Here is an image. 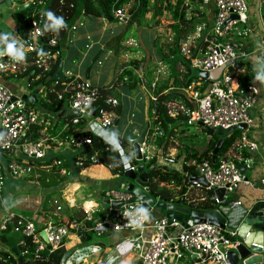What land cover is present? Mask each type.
Returning <instances> with one entry per match:
<instances>
[{
	"label": "crops",
	"instance_id": "crops-1",
	"mask_svg": "<svg viewBox=\"0 0 264 264\" xmlns=\"http://www.w3.org/2000/svg\"><path fill=\"white\" fill-rule=\"evenodd\" d=\"M6 1H9L10 5L6 4ZM131 1L132 4L130 5ZM155 1L156 0H149L147 10L157 8L159 9V14H162L166 6L170 13V11L176 8L178 3V0H157L156 4H154ZM170 1H172L173 4H171ZM252 1L248 13L247 24L241 25V27L238 28L241 32L243 28L248 27V32L246 34L242 33L238 37L230 36L228 38L229 41L236 44V49L239 53L245 54L246 69H235V74H240L242 76L251 75L250 84L258 88V102L251 111L254 124L248 129V134L250 133L249 136L254 138L258 145V149L251 152L243 151L246 153L245 157L247 158L244 161V165L246 166L245 175L251 182V185L239 186L235 191L229 193V196L232 197L233 200L240 201L241 204L244 205L263 201L264 196V185L260 183V178L264 175V81L261 79L264 76V64L261 65L258 61L260 58L264 59V32L262 28V23L264 22V0ZM139 2L140 0H127L122 7H115V4H113L110 11V19L103 16L98 17L102 20L103 24L97 36H93L87 29L83 28L85 25L83 21H78L67 33V38L63 45V47L66 48V52L63 53V58L59 55V51H56L55 54L56 62L59 60L57 67L59 63L62 62V72L64 76L63 82H55L65 83V77L70 78L62 92L58 93V99L60 97L59 100H62L64 91L70 90L69 82L73 79L88 80L97 87L108 86L113 91L112 96L116 98L119 103V111L117 110V112H115L117 125L102 129L95 123H86V126H81L79 132H91L111 146H113L110 142L111 137L114 136L120 145V149L117 151L119 152L123 166L125 158H127L130 165L132 164L131 157L133 156V149L128 140L139 135L145 121L148 122V131L143 143L144 149H146V153L151 157L153 154L150 153V149H153L154 146L157 150L156 153L160 152V143L167 136V133L162 132L159 126L153 121L154 114L156 113V98L165 91L174 89L183 90V80L181 77L177 76L175 72L176 70H181L177 66L178 64L180 65V62L178 63L177 60H185L188 58L178 52L176 56L171 57L168 53L163 52L161 47L156 43H154L155 49L149 56H146V54L139 49L140 43L137 39L125 37L127 28L132 26L139 28L142 26V19L144 18L141 17L140 21H136L130 26L128 25L130 19L127 22H121L112 16V12L116 8H124L128 12H131L132 8H137V3ZM213 2L214 0H211L208 5H203L200 0H181L179 8H185V12L190 10L189 13L186 14L188 15L187 19H192V25L194 24L196 27L193 34L191 32L192 35L190 36L191 45L189 57L191 58L199 57L203 54V38L208 33L214 17ZM19 4L21 5L20 0H0V36L5 32L11 33L10 41L17 39L18 31L21 28L20 21L22 20V22H24L30 15V7H28L23 9L26 10V14L23 18L15 17L16 11H20L18 10ZM144 15L145 14H143V17ZM163 17L165 18V15H163ZM171 19L173 20L171 23L173 26L179 24L178 18L171 17ZM171 19L169 17V20ZM79 27L81 29H78ZM119 36H121V38L117 41ZM80 39L83 40V45L82 43L78 45ZM127 40L135 41L137 47H124L123 43L125 45ZM0 47H4V45L0 44ZM98 50H101L100 53H98V58L91 64V60ZM105 51L110 55H115L116 62L108 81H106V83H101L96 78L98 74L92 75L91 71L94 64L98 62L100 64V56ZM127 51H132V53H124ZM30 57L31 54H28L19 68L4 71L0 76V83L16 96L36 95V102H30L36 106L31 108L37 112L41 119L45 118L49 124H39L37 127H34L33 131L37 130V135L35 138H32L31 130L30 137L32 140L39 141L46 139L51 143H55L62 138V133L68 129L64 125L67 119L62 122V118L68 117L71 114L68 107L69 96H67L68 93H66L63 103L58 107L56 106V108L54 107L52 111L42 110L38 105L42 97V83L38 86H33L32 89L30 87L31 82L37 80L40 74L35 78H31V73H25L26 69L32 65L31 62L28 63L27 61ZM66 60H73L81 65V67L78 66V70L74 72L75 74L72 72L71 67L66 64ZM134 63L143 66L145 69L144 84L139 83L135 77L136 80L132 83L130 80L131 74H128V72H130L129 70L120 72V68L128 65L131 66ZM86 67H89L90 71V73L88 72L86 74L87 78L86 75H81ZM49 70L47 72L40 71V73L42 75L47 74ZM54 72L47 75L48 79ZM126 75L130 77L124 80V76ZM193 83L195 86H198V89L202 92L208 85V83L199 80H194L190 85H193ZM139 106L142 108L141 112L138 110ZM172 107V109H174L175 105H172ZM58 122H60V124H58ZM56 124H58V128L56 127L54 130H51L50 125ZM150 125L152 126L151 130H149L151 127ZM175 126L178 127L173 131V136L169 139L170 142L167 145V149L164 151V155L158 158V160L174 166L181 172V176L184 174L188 175V172L183 171L184 164L186 166H193L194 171L190 182H194V180L199 177L195 171V165L198 162L191 160L185 163V155L195 150L202 153L207 149L208 142L213 136L210 137L208 133L205 132L199 139L200 142L198 144L197 142L186 140L192 137L193 134L186 133L183 125L179 121L170 125L169 129ZM122 141H126V144H123ZM186 148H191V151H187ZM75 152L63 145L54 149V151H49L44 161H53L57 158H61L66 163L67 160L69 161V158L71 159V157L74 156ZM156 153H154V155ZM178 154L180 156L176 158ZM233 154L235 153L230 151L226 157H233ZM168 158L172 159L173 162H167L166 159ZM10 161L11 157L8 154L0 153V164L4 171V186L2 198L0 200V215H2L0 216V224L4 218L11 217L7 230L0 231V264L31 263L32 260L30 257H26L27 253L25 251L28 239L17 232H14L16 235L13 237L10 235L15 224L26 220H30L37 225H42L46 222L59 223L63 220H74L78 223L80 226L79 230L70 232L69 238L63 244L66 257L62 264H139L140 242H137L136 232L133 230L103 234V236H106V239L99 237V240H97L94 238V242L96 243L93 246L88 244L89 238L83 239L84 235L87 234L83 229L88 227L84 222V211H92L97 217L105 216L110 208L109 205L105 204V200L114 201L111 199L113 197L106 195L109 192H121L122 190L118 189V187L124 190L125 184L124 178L122 177L123 174L114 175L107 166L97 161L77 174H72L70 171L71 174L64 177L58 176L56 173H49L44 168L43 163L36 162L30 174L11 176L9 174ZM130 167H135V165H131ZM124 169L126 170L125 167ZM52 170L56 171L55 168ZM8 182H10V184ZM7 183L9 185H7ZM161 185L173 190L175 194H179V190L182 188V192H180L176 198L184 199L186 202L197 203L202 200V190L191 189L188 191L186 189L187 184L184 182H182L180 186L163 182ZM181 205L187 207L184 204ZM57 208H59V210ZM151 209L152 211L148 223H152V219L163 216L162 210L155 207ZM178 229L179 228H176V231H178ZM8 231V235H4V233L6 234ZM151 231V229L147 230V234ZM93 248L96 249L95 252L92 251ZM88 251H91V253H88ZM94 253L96 257L93 260H88L87 256ZM22 258L24 259L22 260ZM192 261V258L190 260L183 259L182 262H179L174 257L170 258L171 264H191Z\"/></svg>",
	"mask_w": 264,
	"mask_h": 264
},
{
	"label": "built area",
	"instance_id": "built-area-1",
	"mask_svg": "<svg viewBox=\"0 0 264 264\" xmlns=\"http://www.w3.org/2000/svg\"><path fill=\"white\" fill-rule=\"evenodd\" d=\"M210 1L200 0L203 5H208ZM252 2V0H214V17L209 32L203 39V54L199 57L189 58V66L200 79L205 80L202 82H206L208 85L203 92L195 84L183 89L193 103V109L187 112L188 124L201 122L212 128L246 125V129L241 130L237 140V147L242 153L258 149L256 141L248 134V129L254 124L251 111L258 102V88L250 83L241 86L236 77L229 75L228 72L231 69L235 70L238 62H245V54L237 51L236 44L229 41L228 36L238 37L242 33L248 32V27L243 28L241 32L238 28L247 24ZM20 3L22 5L29 4L30 15L24 20L23 26L18 31L15 40L16 46L25 49L27 54H34L36 58L33 65L37 66L41 72H47L50 66L56 63V52L42 50V46H56L58 43L53 31H61L62 28L56 29L52 26L49 39L43 43L46 0H20ZM112 16L121 22H127L130 19V14L124 8L114 9ZM262 28L264 32V22ZM125 45L137 47L133 40H127ZM41 50L42 54H40ZM258 61L261 65L264 64V59L260 58ZM0 63L6 66L0 70V76L7 68L14 70L22 65V62L12 60L6 52L3 57H0ZM218 67H223L218 79L211 82L200 76L202 72H210ZM125 70H129L139 83H145L143 66L136 64L120 68V72ZM129 77L128 75L124 76V80ZM69 86L68 105L72 116L64 124L66 128L78 126L76 128V133H78L81 126H86V123H95L102 129L114 125L115 112L98 107L96 104L99 98L96 86L87 80L80 79L71 80ZM106 104L113 107L118 104V101L114 97H109ZM42 123H44L43 120L38 118L35 110L30 108L25 100L14 95L0 83V153L8 154L11 157L9 172L12 175L30 174L36 162L44 161V157L49 151H54L63 145L74 150L91 143L87 136L76 138L73 133L55 143L46 139L32 140L30 138L32 127ZM144 148L141 145L144 161H149L151 156L146 153ZM166 160L169 163L173 162L170 158ZM245 160L240 153L233 154V157L221 158L216 165L208 160H202L195 165V171L205 183L194 180L187 185L186 189L188 191L207 189L213 192V188H223L229 194L239 186L251 185L245 173L242 174L238 169V163H243ZM93 162L96 163L97 160L94 159ZM60 165L61 162L57 160L45 164V169L64 176L67 174L64 168L52 170L54 166L59 167ZM260 183L264 185V175L261 176ZM3 184L4 171L0 164V200ZM106 196L113 197L112 200H121L122 204L117 208L110 206L103 217H95L92 211H84V222L88 227L83 230L87 233L91 232L92 235L95 233L96 236L93 235V238L97 240L106 233L123 230L135 231L136 240L140 242L141 248L139 264H171V257L182 262L185 255H191L193 259L191 264H231L227 261V251L233 243L234 232L214 225L207 219L192 224L188 228H183L178 222L170 221L164 216L152 219V223H148V220L137 223L140 218L139 209H145L150 216L152 207L134 202L133 195L125 190L109 192ZM213 199L217 202L214 194ZM168 203H173V201ZM240 204V201L234 200L229 203V206ZM10 220L11 217L4 218L1 221L0 230H6ZM79 228L80 226L74 220H63L59 223L46 222L42 225L26 220L15 224L13 230L19 232L34 245L33 260H44L50 252L67 241L70 230L77 231ZM176 228H179L178 231ZM149 229L152 231L147 234ZM42 232L45 234V241L42 239ZM65 257L64 254L61 264Z\"/></svg>",
	"mask_w": 264,
	"mask_h": 264
},
{
	"label": "trees",
	"instance_id": "trees-1",
	"mask_svg": "<svg viewBox=\"0 0 264 264\" xmlns=\"http://www.w3.org/2000/svg\"><path fill=\"white\" fill-rule=\"evenodd\" d=\"M126 1L127 0H46L45 13L51 12L57 18L62 17L64 19L65 24L67 25V27H62L61 31H53L58 45L60 46V48H62L67 38V33L79 21L81 16H85L88 18L103 16L107 19H110V11L113 4H115V7H122L126 3ZM180 4L181 0H178L176 8L172 11L173 18L177 17L179 19V24L174 27L176 29L174 31V33L176 32L173 40L174 44L172 45L168 43L167 45L169 47L167 48V50L169 49L168 55L171 57H174L177 54V49L179 48L178 46L180 44L179 38L183 34L184 36H187L188 33L194 32L196 28L194 24L192 25V19H187L184 17L185 8H179ZM148 5L149 0H140L137 8L131 9V17L128 22V25L131 26L136 21H140L143 14H145V12L147 11ZM20 12V14L16 13L15 17L23 18L25 16L26 10ZM22 26L23 22L21 20L20 27ZM43 33L44 36L42 38V42L45 43L49 39L50 33H52V22L48 20L47 15H45ZM230 36L232 35H229L228 38ZM120 38L121 36L117 38V41H119ZM35 58L36 56H31L27 60L28 63L34 61ZM177 61L178 63L180 62V66L182 67V69L180 71L176 70L175 74L182 78L183 88L186 89L194 80H199V77L196 75V72L192 71V69L188 66V63L184 59H178ZM58 62L51 66V69L47 74L42 75L40 73V70L37 69V66L33 64L25 71L26 74L31 73V78H35L37 75L40 74L37 80L31 82L30 87L32 89L33 86H38L40 85V83H42V97L38 102V105L42 110L52 111L54 107L56 108V106L58 107L59 105H61L63 103L64 98L66 97L67 92L64 91L62 100H59L58 93L62 92L64 86L67 85V82L70 80V78L65 77L66 82L59 83L51 81L47 77L48 74H52L55 71ZM133 65H136V63H134ZM235 69H246L245 62H238L235 66ZM228 73L232 77L236 76L241 86H245L250 83L251 75L242 76L240 74H235V70L232 69ZM128 74H131V72H128ZM130 80L133 83L136 79L133 75H131ZM201 81L205 80L201 79ZM97 88L99 92V98L96 103L97 106L103 107L107 110H112L114 112H117V110L119 111V103L113 107L106 104V100L109 97H113V91L111 90V88L108 86H98ZM26 104L32 108L36 106L28 101H26ZM172 105H175L174 109H172ZM155 107L156 113L154 114L153 121L157 126H159L162 132L167 133V136L160 143V152L153 155L151 159L149 161H146L145 163V168L149 170L148 186L150 190H152L157 196L162 197L167 202L178 201L181 204L186 205L190 209L199 211L214 210L217 207V204L213 199V192L211 190L201 189L202 200L200 202L193 203L186 202V200L181 198H176V196L179 195L180 192H182V188L181 190H179V194H175L173 190H170L166 186L161 185L162 182L171 183L175 186H180L182 182L187 185L191 183L190 179L194 171L193 166H186L184 164L183 171L188 172V175L184 174L183 176H181V172L178 171V169H176L170 164L160 162L158 158H161L164 155V151L167 149V145L170 142L169 139L171 136H173V131L176 130L178 127L175 126L174 128L169 129V126L178 121L181 124L188 123L187 112L193 109L192 101L186 96L183 91L174 89L159 94L156 98ZM67 118L68 117L62 118V122ZM58 124H60V122H58ZM58 124L50 125L51 130H54L56 127L58 128ZM71 131L72 128H68L62 133V137H64L65 135H69ZM240 133V130H235L234 132L230 133L228 136L225 137V140L221 145V148L217 154L216 162L214 164L211 159V151L214 149L217 141L220 138L218 136H213V138L208 142L207 149L204 150L202 153H199L197 152V150H195L194 152H189L187 155H185L184 162L188 163L191 160L195 162L208 160L213 165H216L217 162L221 158L226 157V155L230 151L235 154L240 153L242 157H245L246 153H242L241 151H239V148L237 147L236 143ZM36 135L37 130L33 131L32 128V138H35ZM80 136H87L90 139L91 143L77 150L74 153V156L71 157V159L69 158V161H66L65 165H67L72 174H77L84 168L92 165L94 159L107 166L114 175H122L124 173V166L120 160L119 152L117 151V149H115V147L109 145L108 143H105L99 136L91 132H78L75 137L77 138ZM122 142L123 144H126V141ZM179 156V154L176 155V158H178ZM131 159V165L134 166L135 161L133 159V156L131 157ZM87 238L89 237L85 234L83 239L85 240ZM25 251L27 253L26 257H30V259L32 260L30 264H61L62 258L65 254V248L63 247V245H61L52 252H50L44 260H33L32 257L34 252V246L33 244H31L30 241H27ZM23 259L24 258H22V260Z\"/></svg>",
	"mask_w": 264,
	"mask_h": 264
},
{
	"label": "water",
	"instance_id": "water-1",
	"mask_svg": "<svg viewBox=\"0 0 264 264\" xmlns=\"http://www.w3.org/2000/svg\"><path fill=\"white\" fill-rule=\"evenodd\" d=\"M6 4L10 5V2L6 1ZM27 6L28 3L21 5L18 10L21 11ZM233 18L235 19L236 17L234 16ZM42 49L56 52L60 50V46L44 45ZM100 51L98 53H100ZM98 53L92 58L91 64L98 58ZM222 69L223 67H218L210 72H202L200 76L212 82L219 78ZM49 79L51 81H64L62 62L59 63L56 71ZM22 99L29 102H36V95H23ZM193 124L200 125L210 137L214 135L220 137L211 152L213 163L216 162L217 154L225 137L237 129H246L245 124L229 128H223L221 126L212 128L201 122H194ZM114 125H117V121H115ZM147 131L148 122L145 121L139 135L128 140L133 149L135 168H127L124 171V190L133 195V201L162 210L163 216L166 219L178 222L183 228H188L192 224L207 219L208 222L214 225L230 230L234 232V236L232 237L233 243L227 251V261L231 264H264V201H257L250 205L240 204L230 207L229 203L234 201L233 198L230 197L223 188H213V193L218 203L217 209L203 212L190 209L178 202L168 203L162 197L157 196L148 186L149 170L145 168L143 154L141 153V145L144 143ZM238 168L240 172L244 174V164H238ZM195 180L205 183L202 177H198ZM105 204L117 208L122 204V201L105 200ZM41 235L43 239L46 240L44 232H42Z\"/></svg>",
	"mask_w": 264,
	"mask_h": 264
},
{
	"label": "rangeland",
	"instance_id": "rangeland-1",
	"mask_svg": "<svg viewBox=\"0 0 264 264\" xmlns=\"http://www.w3.org/2000/svg\"><path fill=\"white\" fill-rule=\"evenodd\" d=\"M157 1V0H156ZM156 1L154 4H156ZM171 4H173L172 1H170ZM163 5V4H162ZM17 7V5H16ZM190 10H187V12H184V17L187 18L188 14ZM159 9L154 8L153 10H147L144 17L142 16V26H140L139 28H136V26H132V27H128L127 30L125 31V37H133L135 39H137V41H139L140 46L139 49L141 51H143L144 54H146V56H149L151 54V52L155 49L154 48V43H156L157 45H159L162 49L163 52L169 53V49L167 50V48H169L167 45L168 43L170 44H174V37H175V33L174 31L176 30L171 23L173 22V20L171 19L172 16V11H170V13L167 10V6L165 7V10L162 11V14H159ZM16 13L20 14V11H16ZM163 15H165V18L163 17ZM169 17L171 20H169ZM177 18V17H176ZM164 20V21H163ZM83 21L84 25V29H87L88 32H90L93 36H97L102 28V20H100L98 17H85V16H81V18L79 19V22ZM164 22V23H163ZM169 22V23H168ZM179 23V22H178ZM82 27V26H81ZM78 29H81L80 27ZM193 34V32H192ZM191 33H188L187 36H184V34L179 38V48L177 49V52L179 54H183L184 57H188L190 55V45H191ZM264 35V34H263ZM78 45H80L82 43L83 45V40L80 39L78 41ZM124 42V41H123ZM77 43V42H76ZM75 43V46H76ZM123 46H127L124 45ZM77 47H81V46H77ZM100 50H98L96 52V54L99 52ZM66 52V48L62 47L59 50V55L63 58V53ZM124 53H132V51H127ZM95 54V55H96ZM115 62H116V57L115 55H110L108 54L106 51L104 53L101 54L100 56V64L99 62L94 64L92 66V71L91 74H98L96 76L97 80L101 83H106V81H108L111 72L113 71V68L115 66ZM66 64H68L71 69L72 72H76L78 70V66L81 67V65H79L76 61H67L66 60ZM179 67V69H182V67L178 64L177 65ZM143 71H145L144 67H143ZM89 72V67H86L81 75H86V73ZM198 73V72H197ZM75 74V73H74ZM264 81V79H263ZM138 110L141 112L142 108L139 106ZM152 125V124H151ZM150 125V126H151ZM186 133H191L193 134L192 137L187 138L186 140H191L192 142H197L199 144L200 142V138L203 136V134L206 132L200 125L197 124H182ZM152 129V126L150 127L149 130ZM204 131V132H202ZM207 133V132H206ZM250 135V133H249ZM215 136V135H214ZM252 139H254L252 137ZM156 140V139H155ZM200 146V145H199ZM198 146V148H199ZM187 151H191V148H186ZM156 149L155 146L153 147V149H150V153H152L154 155V153H156ZM152 155V156H153ZM11 176H13L11 173H9ZM9 176V175H7ZM123 177V176H122ZM121 177V178H122ZM124 178V177H123ZM125 180V179H124ZM10 184V182H8ZM7 183V185H9ZM118 189L123 190L121 187H118ZM35 191V188H34ZM33 193V192H32ZM2 216V215H0ZM95 216V215H94ZM97 217V216H95ZM85 232V231H84ZM9 231L6 232V234L4 233V235H8ZM18 233V232H17ZM10 235L13 237L14 235H16L14 233V231H12L10 233ZM86 235H88L89 240H88V244L90 246H93L96 242H94V238L93 235L96 236V234L94 233L92 235L91 232H88ZM10 237V236H8ZM102 239H106V236L102 235L101 236ZM88 253H91V251H88ZM96 257V254H89L87 256L88 260H93ZM184 260H190L191 259V255H185V257L183 258Z\"/></svg>",
	"mask_w": 264,
	"mask_h": 264
},
{
	"label": "clouds",
	"instance_id": "clouds-1",
	"mask_svg": "<svg viewBox=\"0 0 264 264\" xmlns=\"http://www.w3.org/2000/svg\"><path fill=\"white\" fill-rule=\"evenodd\" d=\"M136 4V3H135ZM134 4V5H135ZM137 4H139V3H137ZM22 5V4H21ZM20 5V6H21ZM25 5V4H24ZM19 6V7H20ZM28 6H29V4H28ZM28 6L26 7V8H28ZM18 7V8H19ZM132 9H134V8H132ZM129 14H131V12H128ZM45 15H47V18H48V20H50L51 22H52V26L54 27V28H56V29H59V28H62V27H67V25L65 24V22H64V19L61 17V18H57V17H55L51 12H46L45 13ZM131 16V15H130ZM211 27V26H210ZM210 29V28H209ZM209 32V31H208ZM10 37H11V33H8V32H5L2 36H0V44H3L4 46L6 45V47H0V57H3V55L5 54V52L7 53V55L12 59V60H14V61H16V62H23L25 59H26V57L28 56V54H31V56H34L35 57V55L34 54H32V53H25V49H23V48H17V46H16V42H15V40H13L11 43H9L8 41H10L9 39H10ZM204 39V38H203ZM204 44V43H203ZM58 45V44H57ZM56 45V46H57ZM44 46V45H43ZM45 46H49V45H45ZM43 50V49H42ZM42 50H41V53L40 54H42ZM46 51H48V50H46ZM203 51H204V45H203ZM51 52H53L54 53V51H51ZM189 58H191V57H189ZM189 58H186L185 60H186V62L188 63V66H189ZM32 64H33V61L31 62ZM6 66L4 65V64H2V63H0V70H3L4 68H5ZM190 67V66H189ZM191 68V67H190ZM38 69V68H37ZM192 69V68H191ZM6 70H9V68H7V69H5V71ZM223 70V69H222ZM192 71H194L193 69H192ZM195 72V71H194ZM197 75V74H196ZM261 79H264V77H262ZM199 80H201L200 78H199ZM204 80V79H203ZM88 81V80H87ZM194 84V83H193ZM184 89V88H183ZM183 92H184V90H182ZM65 92H67V91H65ZM68 93V92H67ZM185 93V92H184ZM67 96H69V93H68V95ZM187 96V95H186ZM22 98V97H21ZM62 98V97H61ZM60 99V98H59ZM116 99V98H115ZM117 100V99H116ZM27 101V100H26ZM118 101V100H117ZM68 107H69V105H68ZM31 108V107H30ZM70 109V108H69ZM34 110V109H33ZM71 111V110H70ZM36 112V111H35ZM37 113V112H36ZM38 115V114H37ZM72 116V112H71V114H70V116H68V118H67V121L70 119V117ZM38 118L39 119H41V117L38 115ZM43 120V122L44 123H42V124H45V123H47V124H49V122L45 119V118H43L42 119ZM116 121V120H115ZM39 124H37L36 126H34V127H37ZM34 127H32V128H34ZM78 126H74V127H68V128H72V131L70 132V134L71 133H75L76 132V128H77ZM238 130V129H237ZM241 131V130H240ZM31 132V131H30ZM74 135H76V133L74 134ZM66 136H68V135H65L64 137H62L61 138V140L62 139H64ZM31 138V137H30ZM48 141V140H47ZM50 142V141H49ZM111 143H112V145L115 147V149H117V150H119L120 149V145H119V143H118V141L116 140V138L113 136V137H111V141H110ZM237 143V142H236ZM143 145V144H142ZM87 146V145H86ZM84 147V146H83ZM82 147V148H83ZM71 149V148H70ZM80 149V148H79ZM79 149H72L74 152L75 151H77V150H79ZM241 151V150H240ZM144 156V155H143ZM211 157H212V155H211ZM57 158V157H56ZM144 158V157H143ZM245 159H247L246 157H244ZM44 159H45V157H44ZM57 160H59L60 162H61V165L59 166V167H56V166H54L53 168H55V169H57V168H64L65 170H66V175H64V177H67L68 175H70L71 173H70V169L67 167V165H65V162L61 159V158H57V159H55V160H53V161H41V163H43V165H44V168H45V164H50V163H53V162H55V161H57ZM244 160V159H243ZM143 162H144V164L146 163V161H144V159H143ZM94 163V162H93ZM214 164V163H213ZM238 164H244V162L243 163H238ZM131 165H130V163L128 162V160H127V158H125V160H124V167L127 169V168H129ZM245 166V165H244ZM246 167V166H245ZM135 168V167H134ZM239 169V168H238ZM48 171V170H47ZM49 173H53V172H50V171H48ZM245 173V172H244ZM57 174V173H56ZM58 176H63V175H59V174H57ZM4 186V185H3ZM214 194V193H213ZM216 204H218L217 202H216ZM58 210H59V208H57ZM215 209H217V207L215 208ZM203 212H205V211H203ZM139 214H140V218H139V220L137 221V223H142L143 221H146V220H148L149 219V216H148V213H147V211L145 210V209H143V208H141V209H139ZM9 224V223H8ZM7 227H8V225H7ZM7 230V229H6ZM6 230H3V231H6ZM0 231H2V230H0ZM14 231V230H13ZM73 230H70V232H72ZM15 232V231H14ZM19 233V232H18ZM42 236V235H41ZM42 239H43V237H42ZM44 240V239H43ZM29 241V240H28ZM45 241V240H44ZM32 244V243H31ZM34 246V245H33ZM92 251L93 252H95L96 251V249L95 248H93L92 249Z\"/></svg>",
	"mask_w": 264,
	"mask_h": 264
}]
</instances>
